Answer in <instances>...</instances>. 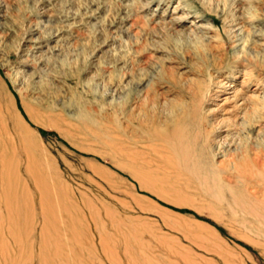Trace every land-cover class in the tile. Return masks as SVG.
<instances>
[{"label": "rangeland", "instance_id": "1", "mask_svg": "<svg viewBox=\"0 0 264 264\" xmlns=\"http://www.w3.org/2000/svg\"><path fill=\"white\" fill-rule=\"evenodd\" d=\"M220 82L259 101L223 105ZM263 98L264 0H0L20 264L42 228L34 186L76 231L50 264H264ZM3 240L0 264L18 249Z\"/></svg>", "mask_w": 264, "mask_h": 264}, {"label": "bare ground", "instance_id": "2", "mask_svg": "<svg viewBox=\"0 0 264 264\" xmlns=\"http://www.w3.org/2000/svg\"><path fill=\"white\" fill-rule=\"evenodd\" d=\"M218 84H219V87L218 88H221L222 89L220 91V95H221L220 102L223 105H226L229 102H232L237 107H243V106H246V104H248L251 101L252 102L253 101L256 102L258 100V99H256V98H258L257 97L258 95L256 96L255 94H252L251 96H245V97L243 96L242 97L243 99H241L240 101H237V97L241 93L240 92L241 90H239V89H237L235 87H232L230 85L228 86L226 83H223V82H220ZM254 91H255V89H254ZM254 91H252V92H254ZM239 99H240V97H239ZM262 105H264V104H262ZM17 122H18V125L21 124L18 120H17ZM20 126L23 127L22 125H20ZM0 183H1L0 184V191H1L0 193L2 195L8 194V191H11V190H9V184L8 185L7 184L5 185L3 179L1 180ZM2 183H4V184H2ZM34 188L33 189L36 190V194L37 195L36 196H33V197H36V200H34L35 201L34 202V201H32L30 199L31 200V203L30 202L29 203L31 204L33 210H35V209L37 210L38 216H36V218L39 217L37 219H39L42 228L39 229L40 231L36 235V239H38L37 242H36L35 239H33V242L30 243L31 244L30 245V250H28V253L26 254V257L24 258V262L26 263L27 261H29L31 264H36V262H37V264H50V256H49V253H50L49 252V244H50V241H53V243L56 244L63 237L64 238H69V237L74 236L76 234V231L74 229H72L71 226L70 227L68 226V223L73 218L69 214L70 211L68 212L67 208H62V210H61V214H62L61 216H62V218H59V223L62 225L63 229L56 228L55 226L52 227L51 220H53V215H51V214L48 215L47 214V211H48V213H52L53 212V208L49 204H46L45 203L46 198H45V200L43 199V195H46L45 191L42 190L41 188H39L38 186H36V187L34 186ZM53 191H55V190H53ZM22 192H23L22 195L25 194V196L24 195L23 196L26 198L28 191H26L24 189V190H22ZM25 192H27V193H25ZM13 193L15 195V192L14 191H13ZM11 194H12V192H11ZM55 194H56V192H55ZM23 196L19 199L20 206L22 204L23 205H28V204H26L25 201H23ZM1 200L3 201L2 205H3L4 211H5L4 213H6L8 219H6V222H4L2 224L0 223V227H6V229H4V231H3V233L0 232V247L1 248H6L7 247L5 245V243H4L3 235H6L9 239H11V242H13V244L16 247H18L15 256H13L11 258L10 257H6L5 259L3 258L5 256H3L1 258H3V264H20V261H21V258H22V252L20 250V247H21V244H20L21 243V239H20V234L19 233H13V231H12V230H14V227H15V224H16V222H15L16 219H14L13 218V214H11L13 212L12 205L10 204L11 202H8L5 199V197H4V200L3 199H1ZM141 210H143L141 212H146L144 209H141ZM14 211H15V213H16V215H17L18 218L22 216V218L26 220L27 217H26L25 213H23L22 211L20 212V209H16ZM1 212H2V210H1ZM11 215H12V217H11ZM58 217H60V216H58ZM0 219H1L0 222H2L1 215H0ZM47 225L51 226V228H47ZM35 231H36V227H33V230L31 232L30 236L32 234L34 235L35 234ZM27 243H28V241H27ZM27 243H25V244L28 247V244ZM57 247H59V246L56 244V251L53 253L54 255L58 254V252H59V249ZM101 247L103 249V242H101ZM60 249H62V245L61 244H60ZM105 253L106 252L103 251V254H105ZM53 254H52V256H53ZM105 256H106L105 258L108 259V263L114 264L111 261V258H110L109 255H106L105 254Z\"/></svg>", "mask_w": 264, "mask_h": 264}]
</instances>
